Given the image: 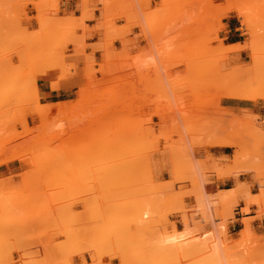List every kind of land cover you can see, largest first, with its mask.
I'll use <instances>...</instances> for the list:
<instances>
[{"label": "rangeland", "instance_id": "1", "mask_svg": "<svg viewBox=\"0 0 264 264\" xmlns=\"http://www.w3.org/2000/svg\"><path fill=\"white\" fill-rule=\"evenodd\" d=\"M0 264H264V0H0Z\"/></svg>", "mask_w": 264, "mask_h": 264}, {"label": "crops", "instance_id": "2", "mask_svg": "<svg viewBox=\"0 0 264 264\" xmlns=\"http://www.w3.org/2000/svg\"><path fill=\"white\" fill-rule=\"evenodd\" d=\"M79 80L77 79V78H70L68 81H63V82H61V84H60V90L62 91V92H64V91H72L74 88H77L78 86H79ZM220 150L222 149V148H219ZM217 156L218 157H224L225 156V154L221 151V152H218L217 153ZM229 161L230 162H222L221 164L223 165V166H229V165H231V166H234V164L232 163V160L231 159H229ZM238 179H239V176L237 177ZM234 180H235V177L234 176H232V177H227V178H225L222 182H221V184H225V183H228V182H231V183H234ZM217 184H219V185H221L220 183H217ZM232 188V187H231ZM229 190H231V189H227V190H225V191H229ZM250 210V209H249Z\"/></svg>", "mask_w": 264, "mask_h": 264}, {"label": "bare ground", "instance_id": "3", "mask_svg": "<svg viewBox=\"0 0 264 264\" xmlns=\"http://www.w3.org/2000/svg\"><path fill=\"white\" fill-rule=\"evenodd\" d=\"M253 50H254V49H253ZM258 50H259V49H258ZM260 50H261V49H260ZM261 51H262V50H261ZM254 52H255V51H254ZM254 52H253V53H254ZM259 52H260V51H259ZM251 56H252V55H251ZM254 57H255V56H254ZM255 58H257V57H255ZM255 58L253 59V61L255 60ZM260 96H261V95H260ZM261 97H262V96H261ZM224 146H226V145H224ZM228 146H230V145H228ZM114 208H115V207H114ZM117 208H118V207H116V209H117ZM118 209L120 210V208H118ZM118 209H117V210H118ZM115 212H116V211H115ZM117 212H118V211H117ZM108 213H109V212H108ZM98 214H99V213H98Z\"/></svg>", "mask_w": 264, "mask_h": 264}]
</instances>
